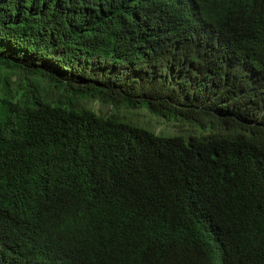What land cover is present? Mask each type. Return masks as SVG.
<instances>
[{
    "label": "trees",
    "instance_id": "1",
    "mask_svg": "<svg viewBox=\"0 0 264 264\" xmlns=\"http://www.w3.org/2000/svg\"><path fill=\"white\" fill-rule=\"evenodd\" d=\"M0 264H264V0H0Z\"/></svg>",
    "mask_w": 264,
    "mask_h": 264
},
{
    "label": "rangeland",
    "instance_id": "2",
    "mask_svg": "<svg viewBox=\"0 0 264 264\" xmlns=\"http://www.w3.org/2000/svg\"><path fill=\"white\" fill-rule=\"evenodd\" d=\"M94 107L98 110L99 113L110 114L112 108L107 105H100L99 103H95ZM128 113L127 119L131 120L132 122H137L141 125H144L146 128L150 126L158 133H165V134H180L184 130H186L185 126L179 125L177 122H172L167 120L164 117H157L152 115L146 109H135V110H122Z\"/></svg>",
    "mask_w": 264,
    "mask_h": 264
},
{
    "label": "bare ground",
    "instance_id": "3",
    "mask_svg": "<svg viewBox=\"0 0 264 264\" xmlns=\"http://www.w3.org/2000/svg\"><path fill=\"white\" fill-rule=\"evenodd\" d=\"M262 34V33H261ZM259 35V34H258ZM254 42V41H253Z\"/></svg>",
    "mask_w": 264,
    "mask_h": 264
}]
</instances>
